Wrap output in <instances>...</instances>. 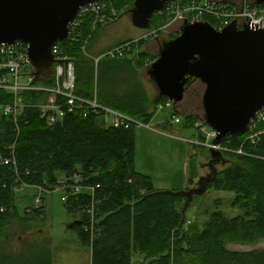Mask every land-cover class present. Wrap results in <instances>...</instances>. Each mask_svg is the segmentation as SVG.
I'll list each match as a JSON object with an SVG mask.
<instances>
[{"label": "trees", "instance_id": "16d2710c", "mask_svg": "<svg viewBox=\"0 0 264 264\" xmlns=\"http://www.w3.org/2000/svg\"><path fill=\"white\" fill-rule=\"evenodd\" d=\"M135 1H112L108 12L113 8L120 17ZM94 19L92 15L84 17L81 37L63 44L64 56L76 70L77 95L86 99L95 97L100 82H113L125 69L149 66L157 59L142 51L144 40L124 41L118 46L131 44L130 54L103 61L96 73L93 60L86 58L82 49L87 41L92 43L96 39L98 32L92 35ZM205 21L217 30L220 28L213 18ZM170 22L165 14H158L151 29L160 36ZM35 84L50 89L56 86L54 76ZM98 94L102 105L147 125L156 116L157 106L168 103L159 98L153 104L155 112L150 111L149 98L140 86L121 94L103 88ZM49 98L46 92L24 93L25 107L16 121L0 111V157L9 160L8 165L0 161V264H37L35 258L24 261L23 255L16 258L1 254L3 240L12 236L16 223L22 231H31L32 223L46 214L42 205L20 215L15 205L16 191L34 187L49 193L62 182L68 186V212L79 215L75 222L80 225L69 229L77 234L82 247L92 251V264H136L135 259H141V264H264V250L227 249L228 244L253 245L264 241V124L259 126L261 134L255 144L245 136L224 140L228 148L242 149L245 155H226L234 160L233 165L207 187V191L233 194L231 207L241 210L242 215L228 218L216 211L202 229L198 225L188 228L182 214L186 199L175 191H158L149 176L137 171L136 128L107 127L101 116L91 114L84 118L81 112L67 113L60 122L49 125L39 108ZM13 100L11 94L0 90V106ZM197 119L192 114L182 121L185 128H192ZM195 166L192 158L193 186L198 178ZM38 257L40 264H52L50 251L44 258Z\"/></svg>", "mask_w": 264, "mask_h": 264}, {"label": "water", "instance_id": "95a60500", "mask_svg": "<svg viewBox=\"0 0 264 264\" xmlns=\"http://www.w3.org/2000/svg\"><path fill=\"white\" fill-rule=\"evenodd\" d=\"M100 0H0V45L24 43L37 80L49 77L56 64L53 48L70 38V26L83 8ZM173 0H136L130 11L134 27L147 31L153 18ZM254 6L264 0H254ZM147 75L159 97L178 105L190 88L200 83L203 119L217 133L215 145L245 135L264 110V30L242 29L236 21L222 30L209 22L185 21L175 39L164 41ZM68 62H65L67 66ZM201 136V133L199 134ZM224 156L210 151V175L199 188L176 192L186 199L183 217L197 196H203L217 176ZM80 225L74 222L69 228Z\"/></svg>", "mask_w": 264, "mask_h": 264}, {"label": "rangeland", "instance_id": "374dc122", "mask_svg": "<svg viewBox=\"0 0 264 264\" xmlns=\"http://www.w3.org/2000/svg\"><path fill=\"white\" fill-rule=\"evenodd\" d=\"M116 0H108L106 8L103 10L105 23L96 26L92 35L97 33L96 39L91 43L88 41L86 48V58L98 57L108 50L119 45L120 41L139 42L144 40L145 44L142 51L152 57H156L159 48L164 41L170 40L173 34L179 32L181 24L170 19L166 34L156 38L160 40L155 43L154 37L149 34L155 32L154 29L147 31L140 30L133 26L130 11L119 13L115 9L108 12L110 3ZM209 1V0H207ZM221 2L223 0H210ZM233 4L240 5L241 0H228ZM135 3V2H134ZM176 23V25H175ZM178 32H176L177 28ZM174 28L176 30L174 31ZM143 34V37H139ZM138 65V64H137ZM98 67L95 66L97 73ZM148 66L130 67L122 71L118 79L109 83H99V88H95V97L98 99L100 89H107L115 94H121L124 91L131 90L134 86H140L146 92L150 111L155 112L153 104L159 100V93L155 85L147 75ZM53 74V73H52ZM53 76V75H51ZM49 76V77H51ZM48 77V76H47ZM45 78V77H43ZM42 78V79H43ZM41 80V79H40ZM39 81V80H37ZM36 85V84H35ZM37 86V85H36ZM204 87L198 82L194 84L186 93L183 102L179 106L161 108L157 106V114L150 123V129L137 128L135 132L136 142V169L145 176H149L158 191L165 188L169 191L188 192L199 188V181L202 177L210 175L208 164L210 162V149L197 147L188 144L186 141H193L197 137L193 128H185V121L181 124L174 123V115L184 118L185 116L195 115L198 119L203 118L202 95ZM99 102V100H98ZM100 103V102H99ZM189 114V115H187ZM196 161L197 181L193 187L190 184L191 160ZM226 162L217 166L218 174L229 169L234 163L231 156H224ZM63 179V177H61ZM168 191V192H169ZM42 198V205L46 209L45 217L32 223L31 231L24 232L18 223L11 229L12 236L3 240L4 246L1 254L6 256L25 257L23 260L35 258L38 264L42 256L44 258L48 251L52 255V264H90L89 250L83 248L75 232L69 227L79 218V215L68 212L64 194L60 190L49 193H40L37 188L27 187L16 191L15 205L20 215H23L27 209L34 207L35 200ZM233 194L218 193L213 190L207 191L203 196H197L187 209L185 220L186 226L203 225L208 221L213 212L221 211L228 218H235L242 215L241 210L231 207ZM184 203V208H185ZM184 210V209H183ZM183 213V211H182ZM227 249L235 252H253L264 250V241L253 245L228 244ZM45 254H44V252ZM43 253V254H42ZM141 259H135L136 264H141ZM40 264V263H39Z\"/></svg>", "mask_w": 264, "mask_h": 264}, {"label": "built area", "instance_id": "2783aa9c", "mask_svg": "<svg viewBox=\"0 0 264 264\" xmlns=\"http://www.w3.org/2000/svg\"><path fill=\"white\" fill-rule=\"evenodd\" d=\"M108 0H100L98 3L83 8L78 20L70 26L69 40H78L81 36V27L83 26L84 17L94 16L92 31L97 25L105 23L103 10L107 6ZM254 0H241L240 5L231 4L227 1L215 2L207 0H173L168 3L160 14H165L169 19L179 22L181 25L188 21L190 23L204 22L206 18H213L222 30L227 25L236 21L240 29L244 25H249L253 30H264V5L254 6ZM157 31L149 34V37L156 38ZM68 40V41H69ZM67 42V41H66ZM63 44H56L53 48V55L56 64L53 67V76L56 86L54 88H43L35 85L34 69L28 59V46L24 43L15 45H0V90L11 94L14 100L10 104L1 105L0 111L7 118L15 121L24 109L23 94L26 92H46L50 94L48 101L41 105L40 111L42 118L46 119L49 125L60 122L67 113L81 112L84 118L91 114L101 116L107 127L116 129L144 128L150 129V126L117 110L109 108L98 102L97 97L86 99L77 95V78L73 62L64 56ZM88 41L85 43L83 52L86 53ZM132 51L131 44L120 45L98 57H92L96 67L103 61H113L126 57ZM65 62H68L67 66ZM174 103H168L161 108L171 107ZM174 123L181 124L182 118L174 116ZM264 124V110L257 114L254 121L251 122L248 132L243 135L247 141L255 144L259 139L261 132L259 126ZM197 136L193 141H186L188 144L204 147L207 149L220 152L223 156L229 154L242 155L245 153L242 149L233 150L228 148L224 141L215 145L217 133L210 128L205 120L197 119L192 127ZM201 133V136L199 135ZM2 164L8 165L9 160L0 157ZM27 188V187H26ZM23 189V188H22ZM68 186L65 182L56 189L63 192V201L67 202L66 190ZM40 193L44 190L38 189ZM78 192V187L76 188ZM42 198H37L34 203L35 209L42 206Z\"/></svg>", "mask_w": 264, "mask_h": 264}, {"label": "crops", "instance_id": "0c3cea01", "mask_svg": "<svg viewBox=\"0 0 264 264\" xmlns=\"http://www.w3.org/2000/svg\"><path fill=\"white\" fill-rule=\"evenodd\" d=\"M210 1V0H209ZM224 1H227V2H229V3H233V2H231V1H228V0H224ZM175 25H176V23H175ZM177 28V27H176ZM176 28H174V31L176 30ZM179 29H180V27H178ZM178 28H177V30H176V32H178ZM169 29V28H168ZM168 29H164V31H165V33L164 34H166V32H167V30ZM179 33V32H178ZM164 34H162L161 36H163ZM141 37H143V34L142 35H140L139 37H136V38H133V39H138V38H141ZM124 41H127V40H124ZM124 41H120L119 43H122V42H124ZM155 41V43H158L160 40L158 39V37L154 40ZM177 106H179V105H177ZM187 115H189V114H187ZM140 173V172H139ZM142 174V173H141ZM194 187V186H193ZM167 189H170V188H165L164 190H162L161 192H165V191H169V190H167ZM158 190V189H157ZM160 191V190H159ZM43 206H44V204H43ZM45 207V206H44ZM84 248V247H83ZM89 250V249H88ZM89 254H90V264H92V251L91 250H89Z\"/></svg>", "mask_w": 264, "mask_h": 264}]
</instances>
